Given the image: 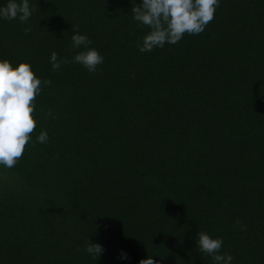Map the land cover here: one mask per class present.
<instances>
[{
  "label": "trees",
  "instance_id": "obj_1",
  "mask_svg": "<svg viewBox=\"0 0 264 264\" xmlns=\"http://www.w3.org/2000/svg\"><path fill=\"white\" fill-rule=\"evenodd\" d=\"M141 2L29 0L26 23L0 18V59L52 82L23 157L0 167V264H214L198 232L264 264V0H220L201 34L145 53ZM77 25L103 63L53 71V51L84 50Z\"/></svg>",
  "mask_w": 264,
  "mask_h": 264
},
{
  "label": "clouds",
  "instance_id": "obj_2",
  "mask_svg": "<svg viewBox=\"0 0 264 264\" xmlns=\"http://www.w3.org/2000/svg\"><path fill=\"white\" fill-rule=\"evenodd\" d=\"M220 0H142L131 9L132 18L138 27L149 29L143 37L142 44L137 47L141 53L150 52L154 48H163L167 44H176L185 35L201 34L215 17ZM33 14L29 0H8L6 6L0 7V18L5 20L19 19L26 23ZM31 27H25L24 32H31ZM75 34L71 37V47L80 49L71 60L60 58L53 51L50 63L53 71H59L62 64L75 63L83 66L91 73L104 61L103 55L90 47L92 41L87 35L79 34V26L72 28ZM51 80L41 79L31 69V65L21 62L13 66L7 59H0V167L12 169L23 157L26 145L32 142V134L37 127L34 118L36 98L43 86L51 85ZM49 116L52 115L49 109ZM39 143H47L48 134L41 131L36 137ZM234 228L246 231V225L239 219L234 221ZM199 252L212 258L214 264H232L233 256L220 254L223 245L222 238H212L205 232L197 233ZM80 249H78L79 251ZM93 259H97L104 249L99 243L86 242L83 249ZM127 259V255H121ZM139 264H158L152 257L141 259Z\"/></svg>",
  "mask_w": 264,
  "mask_h": 264
}]
</instances>
